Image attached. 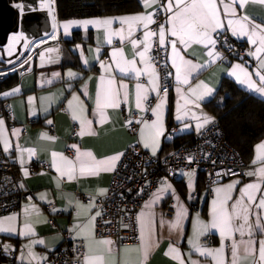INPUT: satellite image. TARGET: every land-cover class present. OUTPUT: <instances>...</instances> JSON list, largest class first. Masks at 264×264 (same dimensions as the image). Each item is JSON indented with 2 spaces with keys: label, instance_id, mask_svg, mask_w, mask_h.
I'll use <instances>...</instances> for the list:
<instances>
[{
  "label": "crops",
  "instance_id": "1",
  "mask_svg": "<svg viewBox=\"0 0 264 264\" xmlns=\"http://www.w3.org/2000/svg\"><path fill=\"white\" fill-rule=\"evenodd\" d=\"M36 2L38 6L35 12L40 20L45 18V24L48 26L41 29L40 33L33 38L30 49L17 61L10 64L6 60V67H2H15L24 64L25 61H30L31 64V70L21 74L20 82L7 90L20 87V91L7 97L3 96V99L9 102V107L8 111L0 114V119L4 121V125L0 126V132L9 142V150L6 152L4 151V140L0 139V153L11 157L19 164L23 182L26 187L33 190L36 201L33 203L24 202L18 211L0 215V219L15 216L16 219L11 224L17 229L16 233L0 232V244L11 245L12 248L7 254L13 256V261L4 260L2 264H28L27 250L23 246L28 244L30 239L37 238L43 239L45 244L35 245L33 251L46 255L47 262H49L52 253L64 245L66 231H69L74 237L84 240V237L87 236L88 239L85 241L89 258L88 264H100L97 257H103L104 264H138V261L140 264H180L181 257L184 264H190L193 260L198 264H217L218 260L223 261V264H230L232 239L227 238V233L222 236L219 228L205 231L204 226L213 222L214 201L219 202L225 196H230L232 199L227 201V207L231 211V204L241 195L240 189L248 183L257 182L256 176H235L219 181L212 187L207 184L206 173L199 169L180 170L175 178L163 176L172 185L175 195L165 194L149 209L145 205L150 200V196L139 210V214L142 212L152 213L151 234H149L145 218L144 222H139V243L132 245L105 244L99 242L108 240L96 235L97 218L94 222L89 219L90 215H95V212L98 211L96 207L90 211L79 209L80 214L77 217L78 209L75 202L78 200L83 205L89 203L82 200L79 193L96 196L100 189H107L108 192L115 171H101L98 175L81 176L78 172L77 156L80 155L81 159H87L85 154L91 153L92 158L101 162L113 155L123 153L125 148L136 139L142 145L143 143L152 145L151 137L154 130L146 127L141 121L151 123L156 120V116L149 109L155 108L162 98H164V103L159 109V113L163 121V132L155 138L156 146H158L156 154L166 153L171 148V146H166L170 140L193 137L216 120L213 104L210 102L216 98L225 77L231 78L243 89L264 98L239 82L246 78L247 72L252 73L251 80L259 85V77L255 73L260 70L261 60L248 54L245 58L230 62L216 59L190 79V86L196 89L197 96L206 91L203 87L197 88L201 81L208 88L213 89L211 95L206 96L203 100H196L194 104L195 97L187 91L189 85L182 83L183 71L180 73L181 80L176 79L177 72L173 64L179 65L181 61L171 48V40L177 38L166 32V41L162 45L168 50L167 72L170 80L173 81V86L167 89L165 96L161 74L152 58L153 47L156 42H159L158 35L148 39L147 43L151 50L145 54L142 60L134 53L143 51V44H138L134 48L130 41L131 39L143 41L145 29L133 23L132 35L129 36L128 25H122L116 19L154 11L156 23L149 25V30L158 31L160 24L170 28L172 25L168 23V17L172 16V13L166 12L162 7L167 4L168 0H159L161 5L159 7L156 5L145 7L143 0H140L141 8L130 13L63 20L58 17L56 0H36ZM225 2L227 3V0ZM18 3L17 5H19ZM217 4L224 27L214 34V38L217 39L214 50L218 52L217 45L220 36L229 34L235 41L247 43L248 52H254L256 46L250 44L246 36L233 35L232 29L228 27V20L233 17L224 14L223 6L219 0H217ZM17 8L21 11L19 7ZM236 10L238 16L247 14L255 23L264 24V6L258 3H249L243 12L238 6ZM162 14L166 15V20L157 25L158 17ZM109 18L113 20V23L107 28L103 25H89L85 28L83 25L73 24L65 31L63 27L69 21ZM53 23L57 25L55 29L52 27ZM176 26L179 28L178 22ZM122 27L124 29L122 35L125 37L123 41L119 36L112 34L114 30ZM233 27L236 25L234 24ZM53 36L54 39L51 38ZM108 39H111L110 44L107 42ZM40 41H44V43H40ZM47 49L55 51L48 52ZM177 50L181 55H185L186 59H192L197 64H204L205 61L211 59L206 55L205 48L195 43H190L187 48L178 43ZM41 53H44L43 59H41ZM260 55L264 57V54ZM84 60H87L88 63L85 64ZM237 64L241 65V68H234V65ZM120 68H134L135 71L122 73ZM69 70L79 75L69 78L67 75ZM233 71L236 73L235 76L231 75ZM54 73L60 75L55 76ZM69 84H71V88L68 87ZM137 85H141V88L138 89ZM154 85L161 91H154ZM177 88L180 89V92H177ZM138 92L141 96H147V100L141 102V108L136 107ZM29 97L34 99L29 101ZM69 101L72 102L71 106H69ZM112 102H116L119 106L116 108L105 106ZM101 111H103V116H101ZM177 116H180L181 119L178 120ZM205 116L212 117V122L197 131V124L202 123ZM101 120L104 122L101 123ZM128 120L139 123L140 130L137 136L131 134L128 129ZM88 121H91V124ZM172 124L176 127L174 137L168 134ZM142 129L144 130L143 136H141ZM182 129L183 131H181ZM14 130L18 131H15L14 134ZM81 131L84 134L78 135ZM90 131L94 134H89ZM42 134L54 139H46ZM261 144H264V138L254 147L250 164L251 171L264 166V161L260 160L253 164L254 159L264 155V149L258 148ZM73 145L77 147L73 148ZM69 148L72 149V152H69ZM28 149H34L35 155H30ZM145 149L152 153L151 147ZM53 153L56 155L53 156ZM44 164H49L50 168H46ZM73 164L77 168L76 177L72 180H68L66 176L61 177V172H67ZM32 166H35L36 173L33 172ZM57 168L60 171H57ZM25 171L28 173L27 176L24 174ZM190 172H194L191 188L188 187L189 177L182 175V173ZM234 181H239V183L233 189L226 190L225 186ZM58 183L60 184L59 188L57 187ZM218 188L225 190L217 192ZM42 195L44 199H41ZM254 195L258 194L254 193ZM177 196L179 200L176 199ZM168 204L171 206V212L166 208ZM178 204L183 205L186 210L179 233L170 230L167 224L163 226L160 224L162 217L165 221L174 219ZM29 205H35L39 209L41 213L39 219L42 221L34 225L36 235L31 238L18 234L24 230L25 208ZM53 209L57 211H53ZM32 218H36L35 212L32 213ZM75 225H79L80 228L70 231ZM3 226L8 227L9 222L4 220ZM81 230V235H77V232ZM232 236L236 240L248 239L247 231L243 238L238 232H233ZM208 238H210L209 242ZM253 239L257 241L255 253L246 259L242 258L240 264H252L253 259L258 256V242L264 240V235L257 233ZM149 240L152 243L150 254L146 260H143L140 249ZM190 240L192 243L189 242ZM170 245L179 249V252L172 253ZM195 245L202 246V249H223V251L214 259L213 255H201L199 251L195 250ZM109 249H111L110 253ZM22 250L26 253L24 260L19 259ZM166 253L168 254L166 255ZM33 264H35L34 261Z\"/></svg>",
  "mask_w": 264,
  "mask_h": 264
},
{
  "label": "snow or ice",
  "instance_id": "2",
  "mask_svg": "<svg viewBox=\"0 0 264 264\" xmlns=\"http://www.w3.org/2000/svg\"><path fill=\"white\" fill-rule=\"evenodd\" d=\"M220 4L223 6V11L226 16H231L233 19L228 20V27L232 29L233 35H240V36H246L248 38V41L250 44L256 46L255 51H249L247 54L251 56L257 57V59L261 60L260 64V70H257L255 73L259 77V85H257L255 82L251 80L252 73L246 72V78L243 80H239L241 84H245L247 88L250 91H254L262 96H264V57H261L260 54H264V24H257L254 20L250 19L247 14L237 15V6L243 12L246 5L249 3L252 4H260L261 6H264V0H227V3L225 0H219ZM143 5L145 7H151L153 5L161 6L159 0H143ZM21 9V13H23V5H17ZM164 10L166 12H171L172 16L168 17V23L172 25L170 28H166L164 24H160L158 31H151L149 30V25L156 23V20L154 19L155 12L154 11H148L147 13H141L137 14L135 16L130 17H119L116 18L120 21L122 25L127 24L128 28V34L129 36L132 35V24L136 23L139 27H142L145 29L144 31V40L138 41L137 39H131V44L133 47H137L138 44H143V51H138L134 53V55H138L142 58L145 56L146 53H148L151 48L150 45L147 43L148 39L152 36L158 35V40L161 45L165 44L166 41V32L169 33L172 37H176L177 39L171 40V48L173 52H175L178 56V58L181 61V64H173V66L176 68L177 76L176 79L178 81L181 80L180 73L183 71L184 73V79L182 80V83L185 85H189L187 91L188 93L192 94L195 97V100L193 103L195 104L196 100H203L206 96L211 95L213 93V89L208 88L206 84H204L203 81H201L197 88L203 87L206 89L204 93L201 95H196V89L192 88L190 86V79L194 78V74L198 73L201 69H204L208 67V65L212 62H214L216 59H224L222 53L216 52L215 45L217 44V39L214 38V34L218 32L219 29L224 27V24L222 23V20L219 15V8L217 4V0H168L166 5H162ZM175 8V11L173 9ZM51 12V9H49ZM177 22L179 23V28H177ZM113 23V20L111 18L109 19H103V20H82V21H69L63 25L65 31L73 25V24H80L83 25L85 28H87L89 25H103L106 28ZM236 25V27H233V25ZM52 27L55 29L57 25L53 23ZM124 31L123 27L118 30H114L112 34L117 35L120 37V39L123 41L124 36L122 35V32ZM47 35V34H46ZM20 37H23V33H20L19 36H14L12 38L13 41H17ZM51 38H55L54 36ZM109 44L111 43V39H108L107 41ZM40 43H44V41H40ZM185 46L187 48L190 43H195L198 45H202L206 50V55L210 57L211 59L208 61H205L204 64H197L194 63L192 59H186L185 55H181L180 51L177 50V44ZM25 46H27V43H25ZM78 48L80 46H77ZM48 52L55 51L54 49H47ZM182 51V50H181ZM97 52H99V49H97ZM9 55H11V51H9ZM44 58V53H41V59ZM51 59V57H49ZM8 63H12L11 60L8 61ZM27 63V61H25ZM84 63L87 64L88 61L84 60ZM134 63V62H130ZM103 66V65H102ZM234 68H241V65L237 64L234 65ZM14 70V69H13ZM120 72L127 73L130 71H135L134 68H120ZM139 74V73H138ZM55 76H59V73H54ZM69 78H75L78 76V73H74L71 70L67 73ZM231 75L235 76L236 73L233 71ZM69 88H71V84L68 85ZM137 88L140 89L141 85H137ZM154 91H161L159 87L156 85L153 86ZM20 91V87H15L11 89L10 91L4 92L0 95L7 97L10 95H13L14 93H17ZM163 92L165 93L167 89H163ZM177 92H180V89L177 88ZM125 96H127V93H125ZM78 99V97H75ZM33 97H29V101L33 100ZM147 96H141L140 93H137L136 96V107L141 108V102L146 101ZM71 101H69V106H71ZM164 103V98L161 99V102L156 105L155 108L149 109L153 113V115L156 116V120L149 123L148 121H141L146 125V127H149L150 129L154 130V134L152 135V145L149 143H143L144 148L151 147L152 154L155 155L157 152L158 146H156V140L155 138L162 134L163 132V121L159 113V109L162 107ZM112 108H116L119 105L116 102H112L110 105ZM101 116H103V111H101ZM178 120L181 119L180 116L176 117ZM213 118L205 116L203 117L202 123L197 124V131H200L204 128V126L210 122H212ZM101 123L104 121L101 120ZM134 121L128 120L127 125H131ZM48 123H51V121H48ZM89 124H91V121H88ZM4 125V121L0 119V126ZM185 127H188V125H185ZM15 131L14 130V134ZM143 129L141 130V136H143ZM183 131V129L181 130ZM84 132L81 131L78 133V135H83ZM89 134H94L91 131ZM44 138L46 139H54L53 137H49L46 134H42ZM0 139L4 140L5 148L4 151L9 150V142L7 139L3 137V133L0 132ZM73 148H76V145L72 146ZM214 147V146H213ZM259 149H264V144H261L258 146ZM30 155H35L34 149H28L27 150ZM56 154L53 153V156ZM124 155V153H119L116 155H113L109 158H106L105 161L97 162L94 158H92L91 153H86L85 156L87 159H81L80 155L77 156V160L79 161V175H98L101 171H115L117 163L121 159V157ZM194 156L189 155L187 157L188 163L194 162ZM260 161H264V155H261L257 159L253 160V164H256ZM71 164V162H69ZM213 163H215L213 161ZM57 171H60L59 168H57ZM231 172V170H229ZM26 176L28 175L27 171L24 173ZM77 174V168L73 164L67 172H61V177L66 176L68 180H72L76 177ZM182 175H187L189 177V183L188 187H192V177L194 176V172L190 173H182ZM248 176H256L257 182H252L244 185L243 188L240 189V197L231 204V211L228 210L227 207V201L231 200L232 198L230 196H225L223 200H220L219 202L214 201L213 202V222L210 225H205V231L208 229H217L219 228L221 230L222 236L227 233L228 237L232 239L231 244V262L230 264H240V260L242 258L246 259L249 255H252L255 253V245L257 241L253 239V237L259 233L260 235H264V166H261L254 171H249L246 173ZM239 181H234L232 184L226 185V190H231L235 187L236 184H238ZM22 187V185H21ZM57 187H60V184H57ZM225 189L218 188L216 191L220 192ZM144 191L143 188L138 190V194H142ZM107 189H100L97 193V195H106ZM171 193L172 195H175V192L172 188V185L167 182V178H162L160 182V186L157 188L156 191L151 193V198L148 202H146L145 207L151 208L153 204H155L158 200H161L165 194ZM254 193L258 195H254ZM31 199V197H29ZM41 199H44V196H41ZM177 200H179V197H176ZM217 203L219 206L217 207ZM76 207L78 209L77 217H79V209H88L89 211L96 207L95 204V196H90L88 205H83L78 200L75 202ZM71 205V202H70ZM31 209V211H29ZM176 212L175 217L171 221H165L163 217L160 220L161 226L167 224L170 230H175L177 233H179L182 229V221L185 217L186 210L183 208V205H177L176 206ZM53 211H57L56 209H53ZM35 212L36 218H32V213ZM41 213L39 212V209L36 208L35 205H29L25 208V221H24V230L20 231L18 234L25 237H33L36 235L34 231V225L41 223L42 221L39 219ZM102 215L101 211H96L95 215H90L89 219L90 221L94 222L95 219ZM151 216L152 213L149 212L145 214L142 212L137 216L138 222H144L146 218V223L149 229V234H151ZM251 217H254V219H251ZM16 219L15 216H10L7 218L0 219V232H10V233H16L17 229L12 226L11 222ZM4 220H7L9 222L8 227H4ZM105 223H109V221H105ZM78 228H80L79 225H75L73 229L70 231H76ZM245 231H247L248 239H240L236 240L234 236H232L233 232H238L240 234V237L243 238L245 236ZM81 231L77 232V235H81ZM199 235V234H198ZM85 240H87V236L84 237ZM192 243V241H189ZM99 243H105V244H111V241H100ZM259 249H258V256L255 257L252 261V264H264V240H260L259 242ZM37 244H45V241L43 239H30L28 244H25L23 247L27 250V258H28V264H33V261L35 264H47V256L41 255L38 253H35L33 251V248ZM152 247L151 241H146L141 251V256L143 260H146L148 255L150 254V249ZM195 250L199 251L201 255H213L214 259L217 255L222 254L223 249H215V250H208V249H202V246L195 245ZM0 248H2L6 253L12 248L11 245H3L0 244ZM170 249L172 253H178L179 249L175 248L174 246L170 245ZM109 253L111 252V249L108 250ZM168 253H166L167 255ZM26 258V253L24 250L21 251V255L19 259L24 260ZM175 258V257H174ZM100 264H104L103 257H97L96 258ZM89 258L85 257V262L88 264ZM138 264L140 262L138 261ZM180 264H184L183 258L181 257ZM190 264H198L197 261H191ZM217 264H223V261L218 260Z\"/></svg>",
  "mask_w": 264,
  "mask_h": 264
},
{
  "label": "built area",
  "instance_id": "3",
  "mask_svg": "<svg viewBox=\"0 0 264 264\" xmlns=\"http://www.w3.org/2000/svg\"><path fill=\"white\" fill-rule=\"evenodd\" d=\"M165 20L166 15L162 14L158 17L157 25ZM217 49L222 53L224 60L230 62L245 58L248 44L235 41L229 34H224L219 38ZM167 56V48L156 42L152 58L161 74L163 89H170L173 86V81L168 77ZM30 70V61L15 67L0 68V83L11 71L24 74ZM8 107L9 102L0 95V114L8 111ZM128 129L131 134L137 136L140 125L134 121ZM175 132L176 127L172 124L168 134L174 137ZM69 152H72V149L69 148ZM123 153L108 192L106 195L95 196L96 209L102 212V215L97 217L96 235L106 238L114 245L139 243V222L136 218L151 193L160 186L163 176L175 178L180 170L199 169L206 173L207 184L212 187L219 181L235 176H246V173L251 171V165L246 163L227 141L225 129L217 120L197 133L193 142L180 145L166 153L153 155L138 139L130 143ZM189 155L194 156L193 163H188ZM44 165L50 168L49 164ZM32 168L36 173L35 166ZM141 188L144 191L138 194ZM90 196L79 193V197L85 202H89ZM35 201L33 190L26 187L23 182L19 164L11 157L0 153V215L16 212L24 202ZM166 208L171 212L169 204ZM207 241L209 242L210 238ZM11 256L0 248V264L4 260L13 261ZM86 256V241L66 231L64 245L52 253L47 264H86Z\"/></svg>",
  "mask_w": 264,
  "mask_h": 264
},
{
  "label": "trees",
  "instance_id": "4",
  "mask_svg": "<svg viewBox=\"0 0 264 264\" xmlns=\"http://www.w3.org/2000/svg\"><path fill=\"white\" fill-rule=\"evenodd\" d=\"M20 0H9L16 6ZM58 17L63 19L107 16L135 12L141 8L140 0H56ZM3 46L0 45V48ZM7 57H0V68L6 67ZM169 77V76H168ZM21 74L10 72L0 83V94L20 82ZM3 97V96H2ZM216 120L224 127L227 141L251 164L255 145L264 138V98L240 87L225 77L216 98L211 102ZM194 137L167 142L170 151L193 142Z\"/></svg>",
  "mask_w": 264,
  "mask_h": 264
},
{
  "label": "rangeland",
  "instance_id": "5",
  "mask_svg": "<svg viewBox=\"0 0 264 264\" xmlns=\"http://www.w3.org/2000/svg\"><path fill=\"white\" fill-rule=\"evenodd\" d=\"M18 4L23 5V13H20L19 18V29L18 31L11 32L8 42L0 48V57H7V60H11L12 62L17 61L21 55L29 50L33 43V38L40 33L41 29L48 26L45 24V18L40 20L37 12H35L38 6L36 0H21ZM20 33H23V37H20L17 41H13L12 38L19 36ZM25 43H27V46H25ZM9 51H11V55H9Z\"/></svg>",
  "mask_w": 264,
  "mask_h": 264
},
{
  "label": "water",
  "instance_id": "6",
  "mask_svg": "<svg viewBox=\"0 0 264 264\" xmlns=\"http://www.w3.org/2000/svg\"><path fill=\"white\" fill-rule=\"evenodd\" d=\"M20 12L9 0H0V45L4 46L11 32L19 29Z\"/></svg>",
  "mask_w": 264,
  "mask_h": 264
}]
</instances>
